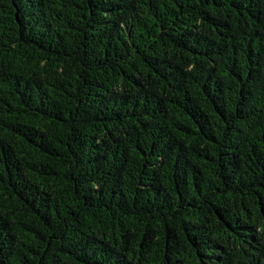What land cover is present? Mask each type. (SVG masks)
Masks as SVG:
<instances>
[{"label":"trees","instance_id":"trees-1","mask_svg":"<svg viewBox=\"0 0 264 264\" xmlns=\"http://www.w3.org/2000/svg\"><path fill=\"white\" fill-rule=\"evenodd\" d=\"M0 264H264V0H0Z\"/></svg>","mask_w":264,"mask_h":264}]
</instances>
